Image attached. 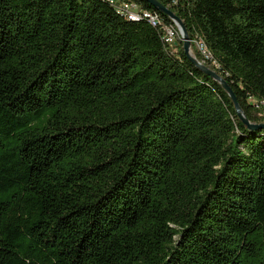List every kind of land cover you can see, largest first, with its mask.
I'll list each match as a JSON object with an SVG mask.
<instances>
[{
    "label": "trees",
    "instance_id": "trees-1",
    "mask_svg": "<svg viewBox=\"0 0 264 264\" xmlns=\"http://www.w3.org/2000/svg\"><path fill=\"white\" fill-rule=\"evenodd\" d=\"M159 1L263 123L264 0ZM163 37L106 0H0V264H264V130Z\"/></svg>",
    "mask_w": 264,
    "mask_h": 264
},
{
    "label": "water",
    "instance_id": "water-1",
    "mask_svg": "<svg viewBox=\"0 0 264 264\" xmlns=\"http://www.w3.org/2000/svg\"><path fill=\"white\" fill-rule=\"evenodd\" d=\"M152 6L156 11L164 14L172 21H175L179 27L182 34L183 39V50L186 56L199 68L202 72L212 77L215 81L219 82L225 92L230 97L231 101L234 104L236 114L238 119L246 126L249 131L256 132L260 130H264V122L263 123H253L251 122L245 115L243 109L241 108L238 99L230 87V85L224 80L216 71L208 67L207 65L203 64L197 57L192 54V45L191 40L188 34V31L183 23V21L168 7H166L161 1L159 0H142Z\"/></svg>",
    "mask_w": 264,
    "mask_h": 264
},
{
    "label": "built area",
    "instance_id": "built-area-1",
    "mask_svg": "<svg viewBox=\"0 0 264 264\" xmlns=\"http://www.w3.org/2000/svg\"><path fill=\"white\" fill-rule=\"evenodd\" d=\"M112 1L119 8H123L124 17L127 16H135V15H146L148 17H154L155 24H161V31L164 32V42L169 44L171 47L175 46L171 44V31L166 28V23L160 17H157L154 11H149L143 8L139 2H130L128 0H108ZM179 3L184 2V0H178ZM202 54V53H201ZM203 64L207 65L211 60H208L205 55L202 54ZM256 107L262 111L264 109V105L257 104Z\"/></svg>",
    "mask_w": 264,
    "mask_h": 264
},
{
    "label": "bare ground",
    "instance_id": "bare-ground-1",
    "mask_svg": "<svg viewBox=\"0 0 264 264\" xmlns=\"http://www.w3.org/2000/svg\"><path fill=\"white\" fill-rule=\"evenodd\" d=\"M112 8H114V10L122 15L124 17V10L123 8H119L117 5H115L114 3H112V1H108L106 0ZM130 2H135L133 0H128ZM178 0H173V3L172 5H176ZM156 14V13H155ZM157 15V14H156ZM158 17V15H157ZM126 19L128 20H131V21H139V20H146L149 22V24H151L153 27H157V26H160L161 24H155V19L154 17H148L146 15H135V16H127L125 17ZM174 24H177L175 21L173 22ZM178 25V24H177ZM179 27V25H178ZM167 29H170L171 31V44L175 45L176 42H177V36H179L178 34V31L176 30L175 28V25L174 26H166ZM179 30H180V27H179ZM181 32V31H180ZM164 38V37H163ZM181 41L183 42V39L181 38ZM192 42V41H191ZM193 43H195L197 45V48H198V54L202 57V54L205 55V57H207L208 60H212L213 57L209 51V49L207 48V45L205 44L204 41L202 40H194ZM202 53V54H201ZM203 59V58H202ZM203 62V60H202ZM215 65V64H214Z\"/></svg>",
    "mask_w": 264,
    "mask_h": 264
},
{
    "label": "rangeland",
    "instance_id": "rangeland-1",
    "mask_svg": "<svg viewBox=\"0 0 264 264\" xmlns=\"http://www.w3.org/2000/svg\"><path fill=\"white\" fill-rule=\"evenodd\" d=\"M174 25H175L176 30L178 31L179 36H177V37H178V38H177V42H176L175 46L172 47V49H173L174 52H177L178 47H179L181 44L183 45V42L181 41L182 34H181L180 30H179L178 25H177V24H174ZM191 45H192V54L196 57V54H198V48H197V45H196L195 43H193V42H191ZM199 57H200V56H199ZM200 61L202 62V60H200ZM202 63H203V62H202ZM258 116H259V117H262L263 120H264V109L262 110L261 113L258 114Z\"/></svg>",
    "mask_w": 264,
    "mask_h": 264
}]
</instances>
